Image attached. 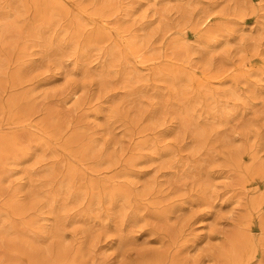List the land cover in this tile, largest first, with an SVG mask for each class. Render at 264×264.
I'll use <instances>...</instances> for the list:
<instances>
[{
  "label": "rangeland",
  "instance_id": "obj_1",
  "mask_svg": "<svg viewBox=\"0 0 264 264\" xmlns=\"http://www.w3.org/2000/svg\"><path fill=\"white\" fill-rule=\"evenodd\" d=\"M0 264H264V0H0Z\"/></svg>",
  "mask_w": 264,
  "mask_h": 264
}]
</instances>
